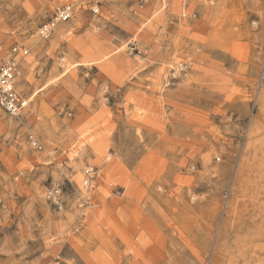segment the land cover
<instances>
[{
    "label": "rangeland",
    "instance_id": "obj_1",
    "mask_svg": "<svg viewBox=\"0 0 264 264\" xmlns=\"http://www.w3.org/2000/svg\"><path fill=\"white\" fill-rule=\"evenodd\" d=\"M14 45L0 264H264V0H0Z\"/></svg>",
    "mask_w": 264,
    "mask_h": 264
},
{
    "label": "built area",
    "instance_id": "obj_2",
    "mask_svg": "<svg viewBox=\"0 0 264 264\" xmlns=\"http://www.w3.org/2000/svg\"><path fill=\"white\" fill-rule=\"evenodd\" d=\"M75 13L72 4H64L57 9L55 14L39 27L41 38H49L57 24L69 22ZM28 54V49L24 46L14 45L9 50V55L0 63V108L11 116L20 115L28 106L29 98L22 95L17 89V78L20 73V61ZM85 171L83 186L90 187L94 178L93 169ZM62 188L60 184H55L47 193L46 197L59 210L63 209Z\"/></svg>",
    "mask_w": 264,
    "mask_h": 264
},
{
    "label": "bare ground",
    "instance_id": "obj_3",
    "mask_svg": "<svg viewBox=\"0 0 264 264\" xmlns=\"http://www.w3.org/2000/svg\"><path fill=\"white\" fill-rule=\"evenodd\" d=\"M56 26H57V25H56ZM56 26H55V28H56ZM63 29H64V28H63ZM63 29H62V27H59L58 30H57V32H59V34H60V33L62 34L61 30H63ZM64 32H65V31H64ZM64 32H63V33H64ZM61 34H60V35H61ZM29 63H30V62H29ZM85 171H87V170H85Z\"/></svg>",
    "mask_w": 264,
    "mask_h": 264
}]
</instances>
